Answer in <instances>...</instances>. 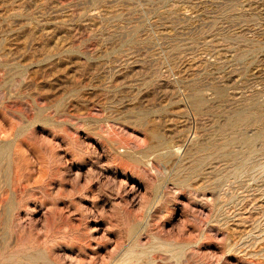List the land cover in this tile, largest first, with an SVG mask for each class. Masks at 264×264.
Segmentation results:
<instances>
[{
	"label": "rangeland",
	"instance_id": "1",
	"mask_svg": "<svg viewBox=\"0 0 264 264\" xmlns=\"http://www.w3.org/2000/svg\"><path fill=\"white\" fill-rule=\"evenodd\" d=\"M0 264H264V0H0Z\"/></svg>",
	"mask_w": 264,
	"mask_h": 264
}]
</instances>
